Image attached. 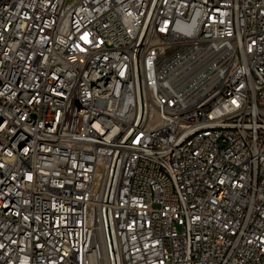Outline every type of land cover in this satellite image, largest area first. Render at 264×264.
<instances>
[{
	"label": "built area",
	"instance_id": "built-area-1",
	"mask_svg": "<svg viewBox=\"0 0 264 264\" xmlns=\"http://www.w3.org/2000/svg\"><path fill=\"white\" fill-rule=\"evenodd\" d=\"M0 264H264V0H0Z\"/></svg>",
	"mask_w": 264,
	"mask_h": 264
}]
</instances>
